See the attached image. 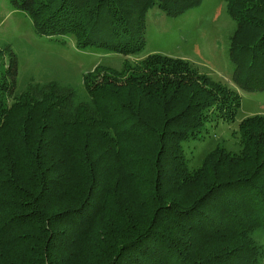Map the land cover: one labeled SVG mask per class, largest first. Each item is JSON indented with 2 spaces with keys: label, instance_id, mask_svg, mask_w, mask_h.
<instances>
[{
  "label": "trees",
  "instance_id": "trees-1",
  "mask_svg": "<svg viewBox=\"0 0 264 264\" xmlns=\"http://www.w3.org/2000/svg\"><path fill=\"white\" fill-rule=\"evenodd\" d=\"M223 1L232 82L264 92V0ZM9 2L39 37L126 56L145 49L152 8L178 18L203 0ZM41 61L55 72L23 74L0 41V264H264V115L191 170L185 144L235 122L232 88L161 54L99 65L82 86Z\"/></svg>",
  "mask_w": 264,
  "mask_h": 264
},
{
  "label": "rangeland",
  "instance_id": "rangeland-1",
  "mask_svg": "<svg viewBox=\"0 0 264 264\" xmlns=\"http://www.w3.org/2000/svg\"><path fill=\"white\" fill-rule=\"evenodd\" d=\"M234 29L235 22L227 14L223 0H203L200 6L178 18L167 17L154 7L148 12L146 47L142 52L123 56L96 50L81 51L71 36L57 40L37 36L30 17L14 9L9 0H0V41L7 40L13 44L23 74L32 72L39 80L44 74L52 75L53 72L49 71L52 66L46 65L41 58L55 55L61 60L59 65L71 67L82 86L83 74L99 65L121 68L124 61L137 63L152 54H161L185 59L200 72L236 91L241 96V108L235 122L215 120L208 125L203 140L185 144L191 170L201 167L205 156L222 139L234 147L238 141L239 124L245 118L264 115V92H245L232 82L233 66L228 57L227 40ZM131 199L130 196L126 198L128 203Z\"/></svg>",
  "mask_w": 264,
  "mask_h": 264
}]
</instances>
